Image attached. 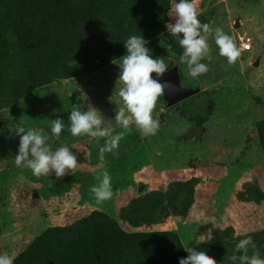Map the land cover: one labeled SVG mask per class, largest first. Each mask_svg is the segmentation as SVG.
Returning a JSON list of instances; mask_svg holds the SVG:
<instances>
[{
    "label": "rangeland",
    "instance_id": "1",
    "mask_svg": "<svg viewBox=\"0 0 264 264\" xmlns=\"http://www.w3.org/2000/svg\"><path fill=\"white\" fill-rule=\"evenodd\" d=\"M124 1L114 0L110 14ZM168 2L164 16L153 15L126 27L112 24L117 38L125 42L132 35L143 36L153 58L178 67L182 86L199 88L170 106L164 96L159 98L153 112L160 121L155 135L142 136L133 126L120 141L118 155L106 154L101 162L103 139L98 145L87 135L73 137L67 129L59 141L51 134L52 120L60 117L67 124L73 104H92L104 116V126L115 125V109L122 106L121 85H116L121 57L92 73L39 86L0 110V254L14 257L46 227L72 223L92 210L106 212L124 230L174 231L184 249L206 242L212 228L226 226L233 228L232 245L251 236L257 247L264 246V199L238 197L247 183L264 192V155L254 129V122L264 118V0H197L200 21L221 27L241 51L236 63L229 65L210 40L215 58L198 78L187 74V65L179 59L183 51L179 37L167 31L166 25L174 22L173 0ZM242 36L252 39V49L240 48ZM210 99L214 103L209 112ZM18 125L47 135L53 149L66 144L80 155L78 168L57 179L54 173L38 178L30 169L16 166L19 137L13 130ZM105 169L113 195L97 203L89 188ZM192 177L197 180L186 215L170 212L138 227L121 219V209L131 198ZM138 183L143 185L141 192Z\"/></svg>",
    "mask_w": 264,
    "mask_h": 264
},
{
    "label": "trees",
    "instance_id": "2",
    "mask_svg": "<svg viewBox=\"0 0 264 264\" xmlns=\"http://www.w3.org/2000/svg\"><path fill=\"white\" fill-rule=\"evenodd\" d=\"M113 2L0 0V110L39 86L92 73L124 56L125 41L117 38L112 24L126 27L164 16L169 3L126 0L111 15ZM213 103L210 99L209 112ZM254 129L264 155V118L254 122ZM196 180H174L164 190L131 198L121 219L138 227L170 212L186 215ZM244 188L238 192L241 200L264 199L256 184ZM232 233L231 226L214 227L206 242L190 249L206 251L217 264H232ZM257 248L264 258V246ZM186 257L176 232L124 230L106 212L92 210L72 223L46 227L13 257V264H179Z\"/></svg>",
    "mask_w": 264,
    "mask_h": 264
},
{
    "label": "clouds",
    "instance_id": "3",
    "mask_svg": "<svg viewBox=\"0 0 264 264\" xmlns=\"http://www.w3.org/2000/svg\"><path fill=\"white\" fill-rule=\"evenodd\" d=\"M170 15L174 22L166 25L167 31L171 36L179 37L178 43L183 50L179 59L187 65L190 77L198 78L209 71L208 65L215 58L210 40L214 41L219 55L226 58L229 65H234L240 57L241 51L230 35L219 26L213 28L209 23L200 21L197 0H173ZM147 43L143 36L137 35L130 36L124 43L126 54L120 58L122 62L116 81V85H121L118 96L122 106L117 105L115 109V125L104 126V116L92 104H73L67 124L60 117L51 122V134L57 141L65 129L73 137L87 135L98 145L103 139L98 158L105 162L106 154L118 155L120 141L132 131L133 126L145 137L158 132L160 121L153 117V112L159 98L174 85L170 81L160 82L169 67L162 58H153ZM204 60L208 63L202 62ZM117 128L121 130L117 131ZM13 132L19 137L15 164L30 169L34 176L39 178L54 173L57 179H61L78 168L77 155L66 144L61 143L53 149L47 143V135L22 125H18ZM95 179L97 182L90 186L89 191L96 202L110 200L113 195L110 173L102 170ZM200 242L203 241L197 243ZM185 250L188 255L180 258L179 264H217L206 251L196 247ZM229 259L232 264H264V258H261L251 236L239 240ZM0 264H13V257L7 253L0 254Z\"/></svg>",
    "mask_w": 264,
    "mask_h": 264
},
{
    "label": "water",
    "instance_id": "4",
    "mask_svg": "<svg viewBox=\"0 0 264 264\" xmlns=\"http://www.w3.org/2000/svg\"><path fill=\"white\" fill-rule=\"evenodd\" d=\"M238 25V22H236ZM258 60H256V64ZM153 77L155 78V74L153 73ZM166 81H170L174 87L171 89H166L164 100L168 106L173 105L193 94H196L199 91L198 87L190 88L181 85V75L179 73L178 67L176 65L169 68V71L160 78V82L164 83ZM78 160H80V155L77 156ZM143 189V185L138 183L137 191L141 192Z\"/></svg>",
    "mask_w": 264,
    "mask_h": 264
},
{
    "label": "built area",
    "instance_id": "5",
    "mask_svg": "<svg viewBox=\"0 0 264 264\" xmlns=\"http://www.w3.org/2000/svg\"><path fill=\"white\" fill-rule=\"evenodd\" d=\"M239 46L242 50L252 49V39L249 36L240 37Z\"/></svg>",
    "mask_w": 264,
    "mask_h": 264
}]
</instances>
